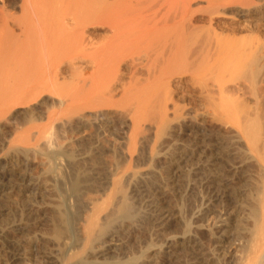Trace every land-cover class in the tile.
<instances>
[{"label": "bare ground", "instance_id": "bare-ground-1", "mask_svg": "<svg viewBox=\"0 0 264 264\" xmlns=\"http://www.w3.org/2000/svg\"><path fill=\"white\" fill-rule=\"evenodd\" d=\"M262 1L0 0V156L16 167L0 209V264H147V252L163 248L154 236L170 229L173 238L183 230L181 243L164 244L174 253L197 242L194 232L218 244L243 240L233 262L198 247L195 264H264V45L223 50L218 34L213 42L193 25L197 13L209 26L216 15L250 17L264 12ZM191 91L200 110L179 99ZM112 114L131 124L124 141ZM86 128L89 139L74 141ZM190 135L219 142V203L204 202L194 223L177 207L180 221H169L172 208L160 211L157 198L175 186L166 180L174 165L213 154L170 145ZM168 146L167 175L144 174ZM142 240L153 242L128 257Z\"/></svg>", "mask_w": 264, "mask_h": 264}, {"label": "rangeland", "instance_id": "rangeland-1", "mask_svg": "<svg viewBox=\"0 0 264 264\" xmlns=\"http://www.w3.org/2000/svg\"><path fill=\"white\" fill-rule=\"evenodd\" d=\"M260 5H262V8H263V6H264V1H262V3L260 4ZM232 9H234L233 7H229L227 10H232ZM243 10H246V8H243ZM258 13V12H257ZM261 14V15H260ZM207 14H205V13H197L195 16H194V18L195 19H197V20H200L202 23H198V24H193L195 27H197V28H199V27H202L203 28V30H202V32H204V33H200L199 35H202V37H204L203 35H206V33L209 35V36H213V42L215 41L214 39H216V35H214L215 33L216 34H218V38H219V40H220V44H221V46H222V49L223 50H229V49H231V48H234L235 50H237V49H241V48H245V47H247L249 44L250 45H253V43L254 44H256V46L258 47V45H259V47L260 46H262V44L264 45V12H259L258 14H256L255 12H254V14L253 15H251L250 17H246V18H235L233 15H227V16H223V15H216V16H214L213 18L216 20V22H213V24H212V26H209V24H207L206 25V23H207ZM249 20V21H248ZM252 22H251V21ZM248 22V23H247ZM219 23V24H218ZM245 23L246 24H248L249 25V28L250 27H252V28H250L251 30H245L246 29V27H245ZM250 23V24H249ZM253 23V24H252ZM221 25V26H220ZM220 27H222L224 30H225V32H223L222 33V31L220 30ZM237 27H241V28H237ZM236 29H238V30H240V29H243L242 31H243V33H240V32H237L238 34L236 35H233L230 31L231 30H236ZM254 31V32H252V34L254 35H252L251 33H249V31L251 32V31ZM97 35H103V32H97ZM250 35V36H249ZM207 41H208V39H206ZM257 43H259L258 45H257ZM262 48V47H261ZM187 83V82H186ZM187 84H189V82L187 83ZM180 95V96H179ZM179 95H177L176 96V99H178V96L180 97L179 99H180V101H181V99H183V100H185L184 101V104H185V102H186V104L188 103L187 101H189V103H191L192 104V106L195 108V107H197V109L198 110H200V107L199 106H195V102H196V99L197 100H199V95L196 93V92H192L191 91V93L190 94H188L187 96H185V97H187V98H183L182 96H183V94H179ZM189 96H191V100H192V102H191V100H190V97ZM188 97H189V100H188ZM193 97V98H192ZM195 98V99H194ZM194 103V104H193ZM191 106V105H190ZM199 112H201V111H199ZM110 119L109 120H112L111 121V123L110 124H113V122H114V120H115V123L113 124V125H110L111 126V129H114L115 130V126H116V129L117 130H120V128H121V131L119 132V131H116V132H118L119 134H118V136H120V135H122V133H129V131H130V126H131V124H130V122L129 121H126L125 123H124V128H123V123L121 124V122H119L118 120H117V118H116V116L115 115H113L112 114V116L110 115V117H109ZM119 122V123H118ZM122 126H120V125ZM125 124L128 126V125H130L128 128H127V126H125ZM113 127V128H112ZM110 129V131H112V132H110V133H108V135H107V137H105V140L106 141H109V142H111L112 143V141H114L118 136L114 133L115 131L114 130H111ZM90 131H91V135H92V133H93V130H90V129H88L87 130V128L83 131V133H82V135L80 134V133H78V135L76 134L75 136H73V139H74V141H87L88 139H89V134H90ZM114 131V132H113ZM85 133V134H84ZM113 133H114V135H116V136H114L113 135ZM113 135V136H111V135ZM91 135H90V137H91ZM150 135V134H149ZM115 137V138H114ZM122 137L124 138V136H120L118 139L121 141V140H123L124 141V139H122ZM198 137V138H197ZM200 136L199 135H196L195 136V138H194V135H190L189 137H188V139H187V136H185L183 139H181V140H183V141H175V142H173V143H171L170 145H173V144H177L179 147H181L183 144H188V143H190V145H191V147H195V148H198V149H200L201 151H203V149L204 150H209V151H212V156L210 155V157L208 158V157H206L207 159H205V157H202L201 159L200 158H198V160H197V157H196V159H195V157H193V156H191V155H189L188 157L191 159V158H193V159H191L190 160V162L191 163H189V167H185V164L183 163V162H181L180 161V163H178V165H174L175 167H176V169H177V171H176V173H177V175H175L174 177L175 178H173V182H172V180H169V178H166V180L168 181V182H170L171 184L173 183V184H175V186L174 185H172L173 186V188H171V187H168L169 189H167V190H165L166 188H164V190H163V192H165V195H162V196H159L158 198H157V201L159 202V205H160V211L161 210H164L165 208L164 207H166V209L165 210H167L168 209V204H169V208H172V210L170 209L169 211H171L174 215L172 216V217H170L169 219V221H176V222H178V221H180L179 219V217H178V209H180L181 211H183L185 208V220H187V221H191L192 220V222L194 223V220L196 221V218H197V216L199 215V213H200V211L203 209V207L205 206V203L207 202V204H209L210 206L209 207H215L216 205H218V201H217V198H216V196L219 194V193H217L219 190H220V188H219V190H218V185L216 184L217 182H216V180L217 179H219V177H220V175H221V172H220V164L219 165H215V164H217V163H220L221 162V154H220V151H216V150H214L213 151V148L214 147H217L218 146V143L219 142H217V141H205V142H203V141H200L201 139L199 138ZM80 138H81V140H80ZM114 138V139H113ZM118 139H117V141H118ZM151 139H153V137H151ZM187 139V140H186ZM189 140H192V141H190V142H188ZM116 141V140H115ZM114 141V142H115ZM220 141V140H219ZM222 141V140H221ZM197 145V146H196ZM217 145V146H216ZM1 144H0V150H1ZM171 148L172 147H167L165 150H163L162 151V154H160L159 156H157L156 158V160H155V162H156V164H157V166L156 167H149L148 169L146 168V167H144V168H146L145 169V172H144V170H143V172H144V174L145 173H156V171H157V175L159 174H161V173H165V172H167L168 170V168H169V166H170V163H169V159H168V157L167 156H165L164 154L166 153V152H169L170 153V151H171ZM168 150V151H167ZM178 153H180V155H181V153H182V151H179V152H177V153H175L176 155H175V157H178V156H180V155H178ZM0 154H2L1 152H0ZM219 155V156H218ZM191 156V157H190ZM165 157V158H164ZM188 157H186L187 158V160L189 161V158ZM0 169L2 168V170H3V173H2V170L0 171V176L2 175V177L3 178H5V179H3V182H4V184H3V182H1L0 184L3 186V187H6L7 186V190L4 192V193H2L3 194V196H2V194L0 195V196H2L1 198H0V209H2V207H1V205H3V203L6 201V198L8 197V195H10V192H11V190L9 189V186H10V184L12 185V182H10L9 180H11V178L9 179L6 175H9L10 173L12 174V171H14V173L16 172V167H15V170H14V164L13 163H8V161H7V157L6 156H3L2 157V155L0 156ZM158 158H159V160H158ZM164 158V159H163ZM179 158V157H178ZM185 159V158H184ZM196 160V161H195ZM186 161V160H185ZM2 162H4V163H2ZM6 162V163H5ZM160 162V163H159ZM195 163H196V165H195ZM10 164H12L11 166L13 167H11L10 168ZM156 164H154V165H156ZM4 165H5V168L3 169V167H4ZM3 166V167H2ZM9 166V167H8ZM166 166V167H165ZM179 166H181V167H183V169L181 168V169H179ZM218 166V167H217ZM7 167V168H6ZM158 167V170L157 169H155L156 171H153L154 170V168H157ZM192 167V168H191ZM31 168H34V169H31V171H32V173L35 175V173L37 174L38 172H39V169H40V166H38V164L37 163H35V162H33V164H32V166H31ZM152 168H153V170H152ZM160 168H161V170H162V172H160L159 173V171H161L160 170ZM189 168H190V170H194L193 172H191L192 174H190L189 175V177H187V172H186V170H189ZM218 168V169H217ZM8 169V170H7ZM13 169V170H12ZM36 169V170H35ZM151 169V170H150ZM203 169V170H202ZM146 170H150V172L149 171H146ZM163 170H165V172L163 171ZM183 170H184V172H183ZM216 170H217V172H216ZM197 171V172H196ZM202 171H204V172H202ZM35 172V173H34ZM143 172H142V174H143ZM186 172V174H184ZM183 173V174H182ZM169 174V173H168ZM200 174V175H199ZM5 175V176H4ZM20 175H22V173H20ZM158 175V176H159ZM162 175V174H161ZM165 175H167L166 173H165ZM185 175H186V178H185ZM168 177H170V176H168ZM180 177V179H178ZM182 177V178H181ZM8 179V180H7ZM163 178H161V180H162ZM182 179H184V180H182ZM187 179V181L185 182V180ZM194 179V182L192 181ZM204 179V180H203ZM7 181V182H6ZM177 181V182H176ZM178 181H179V183H178ZM201 181V182H200ZM203 181H206V182H203ZM6 182V183H5ZM175 182V183H174ZM188 182V183H187ZM191 182V183H190ZM211 182H212V184H211ZM216 182V183H215ZM10 183V184H9ZM200 183H202L201 184V186H202V188L200 187ZM204 183V184H203ZM210 184H211V186H210ZM163 185H164V183H163ZM180 185V186H179ZM186 186V189H185V186ZM209 186V188H208V186ZM217 185V186H216ZM244 185V184H243ZM213 186V187H212ZM11 187V186H10ZM188 187V188H187ZM191 187H192V189H191ZM200 187V188H199ZM203 187H206L205 189L203 188ZM210 187H212V188H210ZM170 188H171V190H170ZM175 188H177V189H175ZM183 188L185 189V191L183 190ZM173 189H174V192L176 191V193H178V194H175V193H173ZM178 189H180V190H178ZM182 189V190H181ZM190 189V190H189ZM213 189V190H212ZM208 190V191H207ZM214 190H215V192H214ZM179 191L181 192V193H183V191H184V193L183 194H179ZM210 191V192H209ZM213 191V192H212ZM209 192V193H208ZM168 193V194H167ZM187 193V194H186ZM214 193V194H213ZM217 193V194H216ZM175 194V195H174ZM184 194H186V195H184ZM208 194H210V196L208 195ZM178 195V196H177ZM180 195H183L184 197H180L179 198V196ZM213 195V196H212ZM5 196H6V198H5ZM176 196V197H175ZM186 196H188L187 198H186ZM178 197V198H177ZM211 197H212V199L213 198H215V199H211ZM176 198V199H175ZM173 201H172V200ZM211 199V200H210ZM3 200V201H2ZM164 200V201H163ZM171 200V201H170ZM177 200V201H176ZM180 200V202H178ZM147 201H149V200H147ZM147 201H145L144 200V202H145V204H149ZM161 201V202H160ZM147 202V203H146ZM205 202V203H204ZM162 203V204H161ZM171 203V204H170ZM164 205V206H163ZM187 205V206H186ZM215 205V206H214ZM147 206V205H146ZM171 206V207H170ZM220 206V205H219ZM175 207V208H174ZM177 207H178V209H177ZM183 207V208H182ZM182 208V209H181ZM154 209H157V208H154ZM213 210H214V208H212ZM217 209H218V207H217ZM190 210V211H189ZM215 210H216V208H215ZM159 212V211H158ZM184 212V211H183ZM191 218V219H190ZM179 225L180 226H183L184 225V222H179ZM194 226H198V225H194ZM179 227V226H178ZM177 227V228H178ZM180 229V228H179ZM181 231V234L179 233H176V235H177V237L176 238H173L171 235H173L175 232H174V229H170L169 230V232L168 231H166V233L168 234V236L166 237V233H163L162 235H159V236H154V243H155V241L157 240H159L158 242L156 241V244L157 243H161V241H162V244H161V246L163 247L162 249L161 248H154V249H152V250H150L149 252H147V254L148 255H150V257L149 258H152V259H149V258H146V260H145V263H147V264H195L196 263V261H197V259L198 258H196V257H199V256H196V251H194L195 250V248L197 249L198 247H199V249H203L204 251H207V252H209V254H212V252H214L216 249H217V251H218V253H217V255H218V257H220L222 260H223V258H225V261H227V262H229V263H231V262H233V259H235V257L236 256H234V255H237V250L239 249V245H240V243L242 244V239L240 240V237H236L235 236V238L233 237L232 238V236L230 235V236H227V242H222V243H220V244H218L217 242H218V240L216 239V238H214V239H211V241L209 242V241H205L204 239H203V241H202V239H201V237L199 236V235H197L195 232H194V234L193 233H191L189 236L191 237V236H193V237H195V238H193V239H196V243L193 245L191 242H187L184 246L181 244V246H180V248H181V250H180V248H178L177 247V245H180V244H176V248H175V250L176 249H178V251L180 252V254H178L177 255V253H179V252H177V253H174L171 249H168V246H166L167 244L166 243H169V242H173V241H175L174 239H176L177 240V242H179V243H181V241L183 240L182 239V236H183V230L182 229H180ZM194 231H197V229L196 230H194ZM171 233H173V234H171ZM171 234V235H170ZM175 235V234H174ZM200 238H199V237ZM156 238V239H155ZM199 239V240H198ZM164 240H165V242H164ZM168 242H167V241ZM201 240V241H200ZM213 240V241H212ZM215 240V241H214ZM237 240V241H236ZM149 241V242H148ZM148 241H144V240H142V241H140V244H139V242H138V244L139 245H141V246H139L138 244V246H136V248L135 247H133V248H129V250L130 249H132V251L130 252L129 251V253H128V250H127V252L126 253H128L127 255H128V257L129 256H131V255H133V254H137V255H140V253L143 251V249L145 250L146 249V247L148 246V244L150 243V242H153V240H148ZM241 241V242H240ZM199 242V243H198ZM207 242V243H206ZM213 242V243H212ZM116 243V242H115ZM115 243H113L112 244V247L113 246H115L116 244ZM210 243L211 244H213V245H210ZM215 243V244H214ZM164 244H166L165 246H164ZM144 245H147L146 247L144 246ZM158 245L159 244H157V246L156 247H158ZM202 245V246H201ZM144 246V247H143ZM186 250H184V249ZM194 248V249H193ZM208 248H209V250L212 248V250L214 249V251H212L211 252V250L209 251L208 250ZM230 248V249H229ZM192 249H193V252H192ZM161 250L163 251V252H161ZM221 250H223V251H221ZM177 251V250H176ZM191 253V254H188V256H186L187 255V253ZM216 253V252H215ZM229 253V254H228ZM228 254V255H227ZM163 255V256H162ZM189 255H191V257H189ZM153 256V257H152ZM155 256V257H154ZM192 256H194V258L192 257ZM225 256V257H224ZM233 256V257H232ZM223 257V258H222ZM126 259L125 260H127L128 258L127 257H125ZM192 258V259H191ZM233 258V259H232ZM101 259V258H100ZM99 259V260H100ZM189 259V260H188ZM192 260V262H191V260ZM101 260H103V259H101ZM100 260V261H101ZM178 263H177V262Z\"/></svg>", "mask_w": 264, "mask_h": 264}]
</instances>
